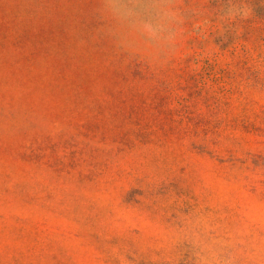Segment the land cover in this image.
Wrapping results in <instances>:
<instances>
[{
	"label": "rangeland",
	"instance_id": "rangeland-1",
	"mask_svg": "<svg viewBox=\"0 0 264 264\" xmlns=\"http://www.w3.org/2000/svg\"><path fill=\"white\" fill-rule=\"evenodd\" d=\"M0 264H264V0H0Z\"/></svg>",
	"mask_w": 264,
	"mask_h": 264
}]
</instances>
